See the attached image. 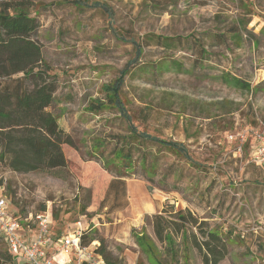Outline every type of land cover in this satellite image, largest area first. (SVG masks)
<instances>
[{"label":"rangeland","instance_id":"rangeland-1","mask_svg":"<svg viewBox=\"0 0 264 264\" xmlns=\"http://www.w3.org/2000/svg\"><path fill=\"white\" fill-rule=\"evenodd\" d=\"M13 1L38 23L34 37L57 85L49 109L74 143L61 145V168L0 167L1 194L23 225L34 228L25 219L45 211L60 236L80 222L85 240L102 239L117 264H136L131 229L144 227L155 240L146 216L168 202L226 237L228 253L218 264H264V0H88L104 3L111 17L68 0L0 4ZM237 22L239 40L229 32ZM132 60L120 96L134 125L183 142L204 168L149 142L157 173L148 180L135 163L124 187L111 190L113 174L127 173L103 163L129 135L127 122L114 108L94 114L88 105L103 99V88ZM180 241L177 263L202 264L198 250L187 246L184 254ZM9 255L0 239V264H24Z\"/></svg>","mask_w":264,"mask_h":264},{"label":"trees","instance_id":"trees-1","mask_svg":"<svg viewBox=\"0 0 264 264\" xmlns=\"http://www.w3.org/2000/svg\"><path fill=\"white\" fill-rule=\"evenodd\" d=\"M68 2L78 9L103 8L109 12L110 17L112 16L110 9L101 2ZM237 24L230 27L229 32L233 38L239 40V29L242 27L240 22ZM37 28L36 19L30 16L28 7L22 2L0 4V167L17 173L64 167L66 159L61 145H74L72 137L59 126L57 117L49 109L54 102L57 85L55 77L48 74L49 69L42 61L41 45L34 37ZM130 42L139 56V43L133 39ZM221 42L224 43L223 40ZM133 61H129L121 70L120 77L103 88V99L96 98L88 105V110L94 114H99L105 108H114L127 122L129 135L122 137L120 146L103 163L104 169L108 171L109 166L113 165L116 168L123 167L127 173L113 174L109 183L111 190L118 185L124 187L122 178L136 170L135 163L141 172L140 175H146L148 180L157 173L158 155L148 152L146 148L149 142L184 159L194 167L204 168L203 164L191 156L183 142L138 131L134 125L120 96L123 77L129 73ZM134 142L141 147H138L140 150L136 161L132 147ZM146 217L150 219L153 236L162 247L164 255L160 253L155 240L145 232L144 227L139 231L132 228L133 243L139 249L136 264H178L177 238L181 240L184 254H187L188 247L198 250L202 264H218L228 253L226 237L210 229L205 221L199 222L188 208L174 209L173 205L167 202L161 211ZM51 231L55 232L52 227ZM85 237L83 232L82 245H89L92 240L97 239L91 237L85 240ZM97 240L99 244L94 252L105 263L117 264V261L111 259L102 239ZM4 244L6 245L5 241ZM9 257L16 259L11 254Z\"/></svg>","mask_w":264,"mask_h":264},{"label":"built area","instance_id":"built-area-1","mask_svg":"<svg viewBox=\"0 0 264 264\" xmlns=\"http://www.w3.org/2000/svg\"><path fill=\"white\" fill-rule=\"evenodd\" d=\"M22 220L10 209L6 197L0 192V237L14 258L25 264H56L57 254L62 253L71 257L74 264H99V255L90 249V245L81 243L83 229L80 222L57 236L51 231L48 212L38 213L34 219H25L32 222L34 228L27 223L24 226Z\"/></svg>","mask_w":264,"mask_h":264},{"label":"crops","instance_id":"crops-1","mask_svg":"<svg viewBox=\"0 0 264 264\" xmlns=\"http://www.w3.org/2000/svg\"><path fill=\"white\" fill-rule=\"evenodd\" d=\"M26 233L31 234L32 232H28L27 231ZM58 255L59 254H57V262H56V264H74V260L71 257H68L66 255H64V256H58Z\"/></svg>","mask_w":264,"mask_h":264}]
</instances>
